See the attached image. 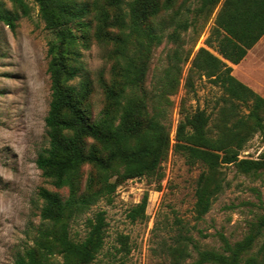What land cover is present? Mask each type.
<instances>
[{
  "label": "trees",
  "instance_id": "16d2710c",
  "mask_svg": "<svg viewBox=\"0 0 264 264\" xmlns=\"http://www.w3.org/2000/svg\"><path fill=\"white\" fill-rule=\"evenodd\" d=\"M51 37L46 44L49 103L44 117L46 147L34 163L55 191L38 188L41 201L33 245L15 257L13 264H90L103 246L104 212L86 220L84 238H70L73 221L99 201H109L117 183L157 176L172 150L187 166L201 168L194 188L193 217L210 210L216 197L228 187L221 167L264 181V150L256 159L241 158L255 133L264 135V98L238 81L231 65H237L264 35V0H198L193 20L158 22L176 0H32ZM216 10L205 45L220 56L193 48ZM31 11L26 0H0V22L11 31ZM202 23L192 46L184 49L181 33ZM171 28L170 31L167 29ZM172 44L164 71L162 95L179 83L181 65L189 58L185 87L192 75L206 77L223 95L216 102L213 124L203 109L186 112L182 105L172 139L162 121L165 107L151 103L142 88L153 49L163 40ZM95 42L109 47L108 77L99 75L103 105L92 114L94 84L81 61V51ZM237 102L248 111L239 113ZM172 141V143H171ZM113 179V180H112ZM62 192V193H61ZM147 194L129 214L133 221L145 217ZM161 250L167 264H264V206L242 239L230 242L219 236V249L201 247L183 224ZM60 257V261L53 258Z\"/></svg>",
  "mask_w": 264,
  "mask_h": 264
},
{
  "label": "rangeland",
  "instance_id": "374dc122",
  "mask_svg": "<svg viewBox=\"0 0 264 264\" xmlns=\"http://www.w3.org/2000/svg\"><path fill=\"white\" fill-rule=\"evenodd\" d=\"M26 1L31 7L30 14L16 22L14 31L0 22V264H13L17 255L33 245L42 204L36 197L38 188L55 191L34 163L37 153L46 147L44 117L49 103L46 44L51 35L40 20L33 1ZM197 6L198 0H176L157 21L170 17L191 21ZM215 14L216 10L200 32L193 54L199 48H205L220 58L204 43ZM201 23V18L194 20V26L181 33L184 49L192 46ZM259 49L256 52H260ZM108 50L109 47L92 42L88 49L81 51V61L94 84L90 100L93 115L103 105L97 79L100 74L108 77ZM171 50L172 44L165 39L153 49L142 88L146 96L152 98L151 103L157 100L161 105L169 102L162 122L169 127L172 139L181 119V105L186 112L203 109L210 116L211 127L216 102L223 93L217 85L197 74L192 75V88L185 87L192 54L181 65L178 85L159 99L157 96L163 92L164 71ZM256 52L250 51V54ZM261 54L264 55V50ZM260 81L264 82V73ZM237 105L239 113L246 115V108L238 102ZM263 150L264 135L255 133L239 152V157L256 159ZM200 171L198 165L187 166L179 154L170 150L160 165L162 177L159 181L157 176H144L118 182L109 201H99L71 223L70 238L82 240L87 231L86 220L102 211L106 223L103 246L90 264H167L161 244L162 241L169 242L176 232V222L188 228L201 247L219 249L220 235L230 242L242 239L249 225L262 213L264 181L238 174L232 166L221 167L228 187L216 197L202 219L196 221L192 208ZM144 194H147L145 217L139 216L132 221L129 214ZM53 259L60 261V257Z\"/></svg>",
  "mask_w": 264,
  "mask_h": 264
},
{
  "label": "crops",
  "instance_id": "0c3cea01",
  "mask_svg": "<svg viewBox=\"0 0 264 264\" xmlns=\"http://www.w3.org/2000/svg\"><path fill=\"white\" fill-rule=\"evenodd\" d=\"M261 44L260 46H258ZM264 35L261 39L247 51L245 57L237 64L232 65L235 70H232L231 74L235 78L249 87L253 92L264 98V82L260 81L262 74L264 73V55L261 54L264 50ZM260 47V52H256V49ZM250 51L256 52L255 54H250Z\"/></svg>",
  "mask_w": 264,
  "mask_h": 264
}]
</instances>
